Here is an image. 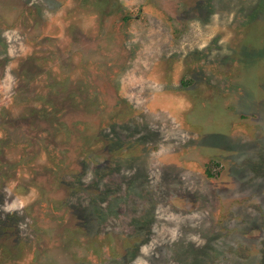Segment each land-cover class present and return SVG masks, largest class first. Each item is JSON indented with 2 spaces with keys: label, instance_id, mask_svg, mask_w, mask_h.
I'll return each instance as SVG.
<instances>
[{
  "label": "rangeland",
  "instance_id": "374dc122",
  "mask_svg": "<svg viewBox=\"0 0 264 264\" xmlns=\"http://www.w3.org/2000/svg\"><path fill=\"white\" fill-rule=\"evenodd\" d=\"M0 264H264V0H0Z\"/></svg>",
  "mask_w": 264,
  "mask_h": 264
}]
</instances>
